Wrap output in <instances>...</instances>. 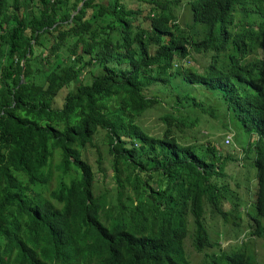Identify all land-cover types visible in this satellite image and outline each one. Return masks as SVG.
<instances>
[{
	"label": "trees",
	"instance_id": "obj_1",
	"mask_svg": "<svg viewBox=\"0 0 264 264\" xmlns=\"http://www.w3.org/2000/svg\"><path fill=\"white\" fill-rule=\"evenodd\" d=\"M180 1L0 0V264H260L264 0H185L200 38ZM242 134L254 214L221 248L205 223L239 213L227 177Z\"/></svg>",
	"mask_w": 264,
	"mask_h": 264
},
{
	"label": "rangeland",
	"instance_id": "obj_2",
	"mask_svg": "<svg viewBox=\"0 0 264 264\" xmlns=\"http://www.w3.org/2000/svg\"><path fill=\"white\" fill-rule=\"evenodd\" d=\"M80 2L77 4V6H80ZM130 5V3H129ZM134 7L137 5L133 2L131 3ZM175 13L178 15V22L180 26L185 27L189 30L190 33H193L194 38H200L202 35V26L196 24L192 25L189 13L186 9V4L185 0H181L180 3L173 9ZM98 67L97 66H89L84 69L83 75L81 76V79L84 83L88 82L91 78L92 75L96 74L98 72ZM65 88H61L58 90L56 96L53 99V105L59 106L61 105L63 95L65 93ZM141 124L145 126L150 133H157L160 129V124L158 121L155 120V116L153 115L152 112H147L142 120ZM100 134L103 132L100 131ZM201 133H204V130H201ZM232 133V132H231ZM99 135V134H98ZM97 135V137L93 138L92 142L97 144L98 147V152L101 154L102 158V167L104 170H107V167H109V156L106 153V147L101 144V139ZM231 136V142L229 143L228 146L232 144V134ZM239 139V142H234L233 140V147H231V151L236 152V156L238 157V160L235 161L231 166L228 175L232 177L230 179L227 177V180L230 182V186L233 188L234 193H236L238 197V202L241 203L239 207V213L236 212H230V214L227 217V220L225 222L220 221L216 222L213 219L207 218L205 225L207 226L208 231L210 232L211 236L215 238V232L216 231H221V235L218 239L219 245L221 248H224L226 246H229L230 244H233L235 241L240 242L242 240H245L247 236L244 235V233H247V224L249 223V220L246 221L245 219V212H248L249 215L254 214V207L252 205L253 199H254V180H249L252 175H254V167H253V154H254V148L252 145H249L248 143V137L247 135H241L236 136ZM201 142H204L205 140H209V142L221 147V149H224L225 145L220 144L217 142L216 139L210 138V137H198ZM236 138V140H237ZM224 143V142H223ZM220 144V145H219ZM94 152L95 148L87 147V152L86 154L90 156V160L93 161L94 159ZM94 167V165H93ZM109 170L106 173V177L109 176ZM97 179H100V175H96ZM248 179V180H247ZM247 181V186L252 190L251 193L245 188ZM235 182L238 184L235 185ZM230 204V203H229ZM225 207L230 209V205L225 203ZM239 214V215H238ZM239 216V218H238ZM235 223H238V226L234 225ZM238 229H237V228ZM218 238V237H216ZM252 249L254 251L252 252ZM251 252L254 255V258L259 261L260 264H264V248L259 246V244L254 245V248L251 246ZM194 258L197 259L196 254L194 253Z\"/></svg>",
	"mask_w": 264,
	"mask_h": 264
},
{
	"label": "built area",
	"instance_id": "obj_3",
	"mask_svg": "<svg viewBox=\"0 0 264 264\" xmlns=\"http://www.w3.org/2000/svg\"><path fill=\"white\" fill-rule=\"evenodd\" d=\"M228 143H229V139H228V137H226L224 140V144H228Z\"/></svg>",
	"mask_w": 264,
	"mask_h": 264
}]
</instances>
